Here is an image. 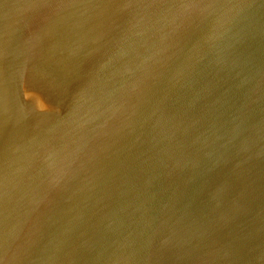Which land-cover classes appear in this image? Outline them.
Returning a JSON list of instances; mask_svg holds the SVG:
<instances>
[{
	"label": "water",
	"instance_id": "95a60500",
	"mask_svg": "<svg viewBox=\"0 0 264 264\" xmlns=\"http://www.w3.org/2000/svg\"><path fill=\"white\" fill-rule=\"evenodd\" d=\"M0 264H264V0H0Z\"/></svg>",
	"mask_w": 264,
	"mask_h": 264
}]
</instances>
